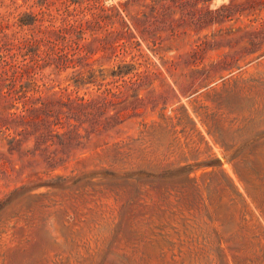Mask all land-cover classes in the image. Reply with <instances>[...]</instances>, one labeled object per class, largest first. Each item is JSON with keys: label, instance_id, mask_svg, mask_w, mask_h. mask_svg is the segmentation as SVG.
I'll list each match as a JSON object with an SVG mask.
<instances>
[{"label": "rangeland", "instance_id": "rangeland-1", "mask_svg": "<svg viewBox=\"0 0 264 264\" xmlns=\"http://www.w3.org/2000/svg\"><path fill=\"white\" fill-rule=\"evenodd\" d=\"M125 1L99 0L130 29L117 16L85 28L80 42L97 37L87 65L58 70L50 47L67 50L74 33L48 40L36 24L47 15L17 26L0 0V264H264V0H209L206 17L201 1ZM23 57L38 83L79 69L66 91L105 94L103 111L88 108L62 142L7 127Z\"/></svg>", "mask_w": 264, "mask_h": 264}, {"label": "trees", "instance_id": "trees-1", "mask_svg": "<svg viewBox=\"0 0 264 264\" xmlns=\"http://www.w3.org/2000/svg\"><path fill=\"white\" fill-rule=\"evenodd\" d=\"M2 1V0H1ZM18 2L17 0H10L6 5L8 6V15L13 19V24L17 26L24 25H35L37 20L42 21L46 16V24H37V30L43 33V36L49 40L50 36L62 37L66 33L73 32L75 37H71L69 41V47L67 50L63 48L52 49V53L48 52V60L54 62V65L59 70L62 65L72 62L79 64V67L87 65L88 58L92 53V43L96 41L97 37H92L80 42L83 38L82 33L85 28L96 30L102 26L101 21L110 20L112 17H118L121 24L126 27V30L130 29V26L122 18L120 10L114 7H104L100 4L99 0H93V3H89L87 0H57L60 1V5L63 6V11H59L57 15L52 12H46L44 4L46 2H55L56 0H34L32 2ZM134 0H126L124 4H129ZM158 2L159 0H152ZM178 2L179 0H169ZM186 1V0H185ZM184 0L179 2L181 5L184 4ZM198 1L203 3L202 9L199 13L202 17L210 16L213 12L209 8V0H195V4ZM3 3V2H2ZM85 3L84 5H82ZM35 5H40L38 9H35ZM22 6L24 8H22ZM47 7V6H46ZM56 9H60L57 5ZM85 9L91 10V16H87ZM126 15H130L126 12ZM147 12H143L144 19L147 17ZM211 18V17H210ZM60 20L57 23L56 20ZM135 29L140 33L143 39H147L146 35L151 37L152 42L155 44L161 42L164 37L157 34L156 32H150L148 28H137ZM166 29V28H165ZM168 36L174 34L175 29L172 24L168 26ZM125 30V31H126ZM40 38L31 36L23 39V44L30 49H33V45H37ZM121 43L124 42L120 41ZM104 43H109L105 41ZM106 45V44H105ZM54 49V50H53ZM24 55V52L21 53ZM126 65V64H125ZM117 74L121 73V67ZM12 73L9 78L11 81L7 84V92L4 93V98L10 101V107L13 110L7 112L6 126L12 128H19L23 130H43L49 128L55 131V134L63 141L64 135L69 132H78L83 121L88 117L90 111L88 108H95L99 114L103 111L104 101L106 95L99 93L92 98H84L76 94L72 96L66 89L69 84H73L77 87L83 82L82 74L79 69H74L68 74H65L63 79L59 78L58 74L46 75V80L38 83L36 80H26L23 75L29 73L32 66L25 62V57L20 60L13 62L11 65ZM58 73V72H57ZM101 74L103 72H100ZM112 75L116 76V69L111 72ZM138 74V73H137ZM90 75H95L94 71H90ZM19 77V81L16 83V78ZM67 81L64 86H60L58 89H52L55 85H59L61 82ZM47 82H51V85L47 86ZM55 82L56 84L52 83ZM44 85V88L42 87ZM95 112V113H96ZM94 114V113H93ZM60 130V131H59ZM83 134L87 135L88 129L83 127Z\"/></svg>", "mask_w": 264, "mask_h": 264}]
</instances>
